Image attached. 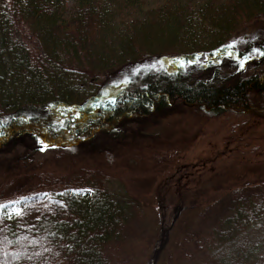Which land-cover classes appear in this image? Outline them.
<instances>
[{"label": "trees", "instance_id": "obj_1", "mask_svg": "<svg viewBox=\"0 0 264 264\" xmlns=\"http://www.w3.org/2000/svg\"><path fill=\"white\" fill-rule=\"evenodd\" d=\"M61 1L0 0V146L24 134L68 146L117 137L130 116L175 103L213 116L264 111V40L256 47L261 71L191 74L232 51L234 34L264 17V0H164L118 28L109 19L115 0H73L74 12L59 20ZM195 6L211 30L208 48H185ZM159 56L169 64L144 65ZM134 66L147 70L132 74ZM0 170L9 190L0 192V264H128L137 204L111 188L109 174L76 164L58 174L31 154ZM13 201L18 212L5 216ZM191 215L164 264L173 255L175 264H264V177L229 187Z\"/></svg>", "mask_w": 264, "mask_h": 264}, {"label": "rangeland", "instance_id": "obj_2", "mask_svg": "<svg viewBox=\"0 0 264 264\" xmlns=\"http://www.w3.org/2000/svg\"><path fill=\"white\" fill-rule=\"evenodd\" d=\"M163 1L115 0L109 4L111 25L118 28L134 19L143 20ZM201 3L203 0H195V5ZM74 10L73 0H62L56 17L63 20ZM184 36L190 42L186 49L208 48L213 40L209 24L199 15L197 6ZM263 40L264 17L234 34L229 41L232 51L209 66L196 63L191 74L203 77L213 66L232 78L261 71L256 47ZM169 62L159 56L144 65L158 70ZM146 70L134 66L132 74ZM119 85L115 84L114 89ZM262 103L260 107H264ZM25 154L46 161L58 174L73 171L74 164L97 167L109 174L111 188L125 191L137 204L136 234L124 245L128 264H164V256L169 255L179 237L178 225L188 221L196 208L229 187L264 177V111L213 116L199 107L175 103L150 116H130L117 137L100 133L72 146L47 144L24 134L0 146V166ZM2 172L0 179L4 177ZM0 192L9 195L2 185ZM13 202L7 203L9 208H2L5 216L18 212ZM250 233L255 239L261 236V231ZM172 260L175 264V255Z\"/></svg>", "mask_w": 264, "mask_h": 264}, {"label": "snow or ice", "instance_id": "obj_3", "mask_svg": "<svg viewBox=\"0 0 264 264\" xmlns=\"http://www.w3.org/2000/svg\"><path fill=\"white\" fill-rule=\"evenodd\" d=\"M244 62H245V61H244L243 59L240 61V66H241V67L244 66ZM181 63H182V65H183V62H181ZM189 63H191V61H189Z\"/></svg>", "mask_w": 264, "mask_h": 264}]
</instances>
